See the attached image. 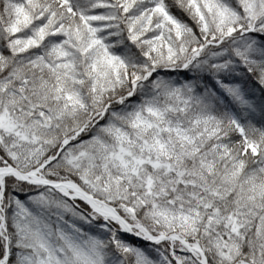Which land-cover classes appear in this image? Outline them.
<instances>
[{"label": "snow or ice", "instance_id": "1", "mask_svg": "<svg viewBox=\"0 0 264 264\" xmlns=\"http://www.w3.org/2000/svg\"><path fill=\"white\" fill-rule=\"evenodd\" d=\"M0 264H264V0H0Z\"/></svg>", "mask_w": 264, "mask_h": 264}]
</instances>
